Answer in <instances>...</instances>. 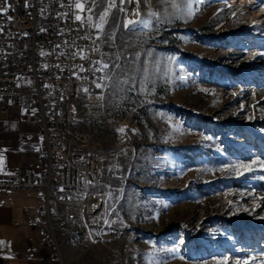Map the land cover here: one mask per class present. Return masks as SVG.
<instances>
[{
  "label": "rangeland",
  "instance_id": "374dc122",
  "mask_svg": "<svg viewBox=\"0 0 264 264\" xmlns=\"http://www.w3.org/2000/svg\"><path fill=\"white\" fill-rule=\"evenodd\" d=\"M131 5L81 4L105 83L76 125L102 158L84 220L56 221L61 264H264V0ZM42 202L0 191L1 264L47 257L24 225Z\"/></svg>",
  "mask_w": 264,
  "mask_h": 264
},
{
  "label": "built area",
  "instance_id": "2783aa9c",
  "mask_svg": "<svg viewBox=\"0 0 264 264\" xmlns=\"http://www.w3.org/2000/svg\"><path fill=\"white\" fill-rule=\"evenodd\" d=\"M86 1L0 0V109L15 106L44 142L40 161L0 168V189L41 194L32 227L57 264L56 221L72 229L84 220L81 201L95 193L89 188L102 158L90 132L76 125L79 99L96 100L105 81L98 29L81 8Z\"/></svg>",
  "mask_w": 264,
  "mask_h": 264
},
{
  "label": "crops",
  "instance_id": "0c3cea01",
  "mask_svg": "<svg viewBox=\"0 0 264 264\" xmlns=\"http://www.w3.org/2000/svg\"><path fill=\"white\" fill-rule=\"evenodd\" d=\"M43 150V139L34 132L33 127L24 124L18 118V109L15 106L7 105L0 109L1 169H11L18 164L24 163L26 160L40 161L42 159L41 153ZM2 190L6 189H0V191ZM16 190L20 191L22 189ZM35 193L41 195L37 191H35ZM5 215L6 212L2 210V219ZM24 217V225L27 229L26 232L34 231L32 227L33 209L31 207L29 213ZM28 236H30V232L27 233V237ZM27 237L26 241L29 242ZM12 256L14 257L9 264H45L46 261L44 256L31 250L12 253Z\"/></svg>",
  "mask_w": 264,
  "mask_h": 264
},
{
  "label": "bare ground",
  "instance_id": "6f19581e",
  "mask_svg": "<svg viewBox=\"0 0 264 264\" xmlns=\"http://www.w3.org/2000/svg\"><path fill=\"white\" fill-rule=\"evenodd\" d=\"M131 11H132V14H133V12H134V10H136L137 9V0H132V5H131ZM104 83H105V81H104ZM86 90V91H88L89 90V83H81V91L82 90ZM88 195H90V194H87V195H84V197H83V199H82V201H81V208H82V212L84 213V210H83V208H84V204H85V198H86V196H88ZM93 202H95L96 203V201H93ZM94 207H92V209H93Z\"/></svg>",
  "mask_w": 264,
  "mask_h": 264
},
{
  "label": "trees",
  "instance_id": "16d2710c",
  "mask_svg": "<svg viewBox=\"0 0 264 264\" xmlns=\"http://www.w3.org/2000/svg\"><path fill=\"white\" fill-rule=\"evenodd\" d=\"M173 48H176V49H178V47L176 46V45H173L172 46ZM182 54H185V53H183V52H181ZM45 258V264H57V262H54V261H51V260H49L47 257H44Z\"/></svg>",
  "mask_w": 264,
  "mask_h": 264
},
{
  "label": "snow or ice",
  "instance_id": "6c2138e0",
  "mask_svg": "<svg viewBox=\"0 0 264 264\" xmlns=\"http://www.w3.org/2000/svg\"><path fill=\"white\" fill-rule=\"evenodd\" d=\"M78 7H79V5H78ZM5 11H6V9H5ZM77 19H80V17H77ZM129 23L131 24V23H132V21H129Z\"/></svg>",
  "mask_w": 264,
  "mask_h": 264
},
{
  "label": "water",
  "instance_id": "95a60500",
  "mask_svg": "<svg viewBox=\"0 0 264 264\" xmlns=\"http://www.w3.org/2000/svg\"><path fill=\"white\" fill-rule=\"evenodd\" d=\"M2 263V257L0 256V264Z\"/></svg>",
  "mask_w": 264,
  "mask_h": 264
}]
</instances>
